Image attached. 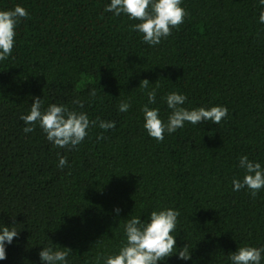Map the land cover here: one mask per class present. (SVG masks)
Masks as SVG:
<instances>
[{
  "label": "trees",
  "instance_id": "1",
  "mask_svg": "<svg viewBox=\"0 0 264 264\" xmlns=\"http://www.w3.org/2000/svg\"><path fill=\"white\" fill-rule=\"evenodd\" d=\"M109 2L0 0V9L20 4L30 14L0 62V223L19 229L0 264H40L38 253L49 245L71 248V264H97L119 247L127 218L165 206L179 210L177 246L191 252L166 264H229L238 247L264 244V189L255 197L232 190L233 177L243 176L240 155L264 164L261 6L183 0L184 22L149 46L131 28L137 21L104 10ZM145 78L160 85L150 107L164 118L170 91L187 95L185 107L224 105L228 116L186 123L157 142L143 128L147 97L138 86ZM33 97L44 108L66 104L115 127H93L76 148H56L38 125L23 131L20 116ZM122 100L131 102L127 112L118 111ZM58 152L67 156L64 168Z\"/></svg>",
  "mask_w": 264,
  "mask_h": 264
},
{
  "label": "clouds",
  "instance_id": "2",
  "mask_svg": "<svg viewBox=\"0 0 264 264\" xmlns=\"http://www.w3.org/2000/svg\"><path fill=\"white\" fill-rule=\"evenodd\" d=\"M261 6L259 22L264 24V0H258ZM106 12L114 16H127L129 20L137 21L131 28L142 34V40L149 46L159 45L177 28L187 16L183 7V0H110L105 5ZM29 12L20 4L11 9H0V62L9 58L16 43L17 27L23 18L29 17ZM148 79L141 80L140 87L147 103L142 105L143 128L147 134L157 142L164 140L166 134H172L177 129L185 127L186 123L198 125L210 121L219 124L228 116V108L224 105L210 107H185L187 95L170 91L162 99L171 111L164 118L155 105L159 84L149 87ZM91 97L96 96L94 90ZM83 101L74 99L73 104L83 107ZM131 107L130 100H122L118 105L119 112H127ZM24 122L23 131L30 133L38 125L45 138L54 147L60 149H74L80 145L93 127L108 130L115 127V121L102 120L99 117L91 119L85 111H78L66 104L50 103L46 108L40 97H33L30 110L21 114ZM103 134H97L102 139ZM58 156V168L68 164L66 155ZM238 167L243 170L242 177H233L232 190L246 189L252 197L264 189V164L259 160H251L244 154L238 158ZM117 215L120 208H115ZM180 212L174 207H158L150 211L147 218L132 215L122 225L123 240L119 247L102 257L97 258V264H166L167 258L176 255L177 259L187 261L191 259L188 244L177 246V225ZM19 229L12 225L0 223V260L6 259V246L17 237ZM72 249L64 246L56 248L51 245L43 246L38 255L40 264H71L69 255ZM229 264H264V244L260 246L244 245L238 247L227 256Z\"/></svg>",
  "mask_w": 264,
  "mask_h": 264
}]
</instances>
